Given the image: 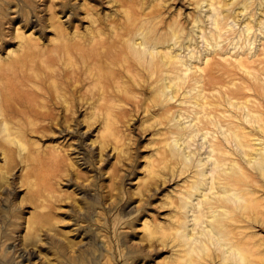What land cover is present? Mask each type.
<instances>
[{"label": "rangeland", "instance_id": "374dc122", "mask_svg": "<svg viewBox=\"0 0 264 264\" xmlns=\"http://www.w3.org/2000/svg\"><path fill=\"white\" fill-rule=\"evenodd\" d=\"M154 49L175 61L151 76ZM30 51L39 94L12 89L0 109V264H189L177 227L207 161L202 131L264 146V0H0V72ZM241 161L255 209L234 238L264 264V175ZM216 248L204 264H231Z\"/></svg>", "mask_w": 264, "mask_h": 264}, {"label": "bare ground", "instance_id": "6f19581e", "mask_svg": "<svg viewBox=\"0 0 264 264\" xmlns=\"http://www.w3.org/2000/svg\"><path fill=\"white\" fill-rule=\"evenodd\" d=\"M122 40H124V38L119 39L120 42ZM143 40L146 44L150 41V37H144ZM169 49L172 50V48ZM66 50L71 51L69 47ZM98 52L99 51H95V56L89 54H87V56L96 60L98 59V56L103 58L114 53L111 48H108V50H104L103 52ZM144 52L147 53V51ZM148 52L150 54V66L148 67V72L151 76L158 73L160 59L166 60L168 64H173L175 61V56L172 51H155L154 49L151 51L149 50ZM33 53L34 51H30L27 54L20 55L19 58H21V60L15 65H12L11 73H6L1 70L0 78L5 79L11 85H7L6 90L0 86L2 96L0 98V109L1 105L6 101V98L4 97L9 96L12 89L18 90L20 87H26L34 94H39V91L35 88L37 84L33 83L37 78L34 76V72L37 70V66L35 64L36 54ZM81 55L85 56L83 53H81ZM41 63L44 64L45 62L41 59ZM42 69L45 70L46 77L50 78L53 75L48 71L47 65ZM179 80L180 79H178V81ZM72 85L75 86V82H72ZM163 87L169 91V98L174 100L177 92L176 78L172 77L171 79H168L167 86L165 87L164 85ZM55 90L59 91L60 87L55 86ZM201 92L204 93L202 90ZM203 93H200L201 96ZM24 98H27L28 101L31 100L28 96H26V94ZM57 101L58 100L55 99V102L53 103H58ZM196 105L201 106V110H205V102H198ZM29 107L30 110L35 113L43 112V117L48 114V112H45L46 110L39 111V107L36 104H33L32 100ZM200 115L201 112L197 111L195 119L200 121ZM248 115L252 116L251 113H247V116ZM3 116V121H6L8 114L5 112ZM203 117L211 119L209 113H206ZM192 120L195 121L194 119ZM214 121L208 122V125L212 124L218 127V132L224 136V140L227 143L231 142L232 139L229 136L231 135L233 137V131H229L228 128L226 129L225 125L221 121ZM196 124L192 125V132H196L198 130V132L201 131V128L197 126L198 124ZM208 125L206 127H208ZM182 126L184 127L185 125ZM260 127L264 132L263 127ZM4 129L6 131L9 129L7 122L4 123ZM244 131L245 130H243V132ZM11 132L12 130L9 129L8 138L12 135ZM202 132L203 133L201 134L204 138H208L210 134L212 135L211 139L208 138V143L210 144L207 146V161L205 160V163L204 161L200 163L203 167L198 168V176L192 181L191 190L189 191L188 196H186L181 202V207L185 210V221L182 226L180 225V228L177 227L182 240L184 241L181 246H185L184 250H187L184 254H187L186 258L189 264H204L206 256H211V254L214 253L211 252V245H214L217 247V253L222 254V261H226L231 264H254L251 260L254 250L244 248L241 242L234 238L238 237V235L233 231V222L238 220L240 214H247V212L251 210L254 211L255 209L251 191V189L255 186V184H253L254 179L252 178V175L248 173V169L242 166L241 159H244L248 164H257L262 167V174L264 175V146L257 147L256 144H247L249 141L246 143L248 146H244V144L240 141L239 133L235 132L233 141H235L237 148L236 150H232L231 148H233V146H226L224 142H221L223 141L222 139L218 140L219 137L216 135L217 133H212L210 129H206ZM214 138L217 140L214 141ZM183 139H185L184 136L178 139L176 138L177 143ZM189 154L186 152L187 162H190L189 158L191 157ZM211 158L214 160H211ZM189 198L190 200H188ZM202 218H205V220L200 222V219ZM33 224L34 222L31 223V225ZM230 225H232L231 228ZM160 233L161 237L166 235L164 231H161ZM28 253L29 254L21 251L20 256L24 259H29L31 252Z\"/></svg>", "mask_w": 264, "mask_h": 264}]
</instances>
